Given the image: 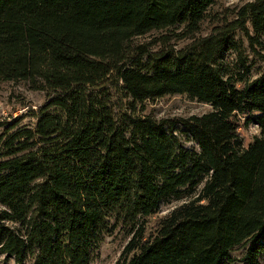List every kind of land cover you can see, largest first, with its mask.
<instances>
[{"label":"trees","instance_id":"1","mask_svg":"<svg viewBox=\"0 0 264 264\" xmlns=\"http://www.w3.org/2000/svg\"><path fill=\"white\" fill-rule=\"evenodd\" d=\"M214 0H0V80L28 82L50 100L0 123V257L16 264H90L106 235L128 243L115 264H225L247 246L264 253V70L239 58L246 43L264 64V0L187 49L150 54L153 32H199ZM241 37L235 40V35ZM172 39V38H171ZM113 91L124 101L116 117ZM186 95L212 107L157 121L145 100ZM260 135L243 146L239 129ZM182 130L196 150L184 148ZM186 199L158 220L163 201Z\"/></svg>","mask_w":264,"mask_h":264},{"label":"rangeland","instance_id":"2","mask_svg":"<svg viewBox=\"0 0 264 264\" xmlns=\"http://www.w3.org/2000/svg\"><path fill=\"white\" fill-rule=\"evenodd\" d=\"M250 0H214V3L208 8L207 16L202 21L199 32L188 36V38H179L183 30H173V33L153 32L141 39H137V44H145L148 46L150 54L158 53L162 48L160 38L168 36V48L175 50H184L194 41L202 37L210 36L214 30L222 28L224 25L231 23L235 19V12L246 2ZM241 36L237 33L235 40ZM172 38V39H171ZM264 43V35L262 40ZM245 58L248 63H253L252 78H257L264 70V64L255 60L248 49L246 43H242L239 51H228L222 60L219 62L220 67L233 72L237 69L239 58ZM51 95L46 90H35L28 82H7L0 80V123L3 121L11 122L15 118H22L20 124L26 127H33L35 118L33 114L37 113L50 100ZM124 101H120V97L113 91V105L115 116L121 117L125 113ZM212 107L208 104L197 102L186 95L174 94V96H164L160 99L145 100L137 107L135 116L146 117L149 116L157 121L160 120H175L176 118H188L191 115L200 116L210 112ZM4 128V127H3ZM0 128V132L3 130ZM240 139L244 147H247L256 137H259L260 132L254 124L249 126H242L239 129ZM182 130H178L177 134L181 139L184 148L188 150H196L195 144L188 141L186 134H182ZM186 199L177 201H163L159 206V211L147 219L148 231H151L156 226V222L169 214L175 207L182 204ZM99 247L91 253L90 264H115L120 258V253L128 243L129 239L126 231L119 227L112 234L106 235ZM247 246H238L231 250L230 261L225 264H245L244 257ZM258 264H264V253H260L257 257ZM33 259L25 262V264H32ZM0 264H16L11 258L5 256L0 257Z\"/></svg>","mask_w":264,"mask_h":264}]
</instances>
